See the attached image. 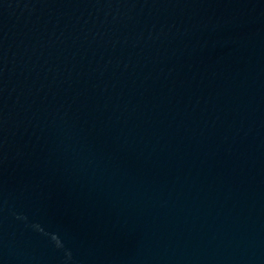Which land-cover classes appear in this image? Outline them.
I'll list each match as a JSON object with an SVG mask.
<instances>
[{"label":"water","instance_id":"1","mask_svg":"<svg viewBox=\"0 0 264 264\" xmlns=\"http://www.w3.org/2000/svg\"><path fill=\"white\" fill-rule=\"evenodd\" d=\"M0 264H264V0H0Z\"/></svg>","mask_w":264,"mask_h":264}]
</instances>
